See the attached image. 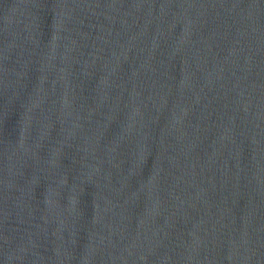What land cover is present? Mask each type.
I'll return each mask as SVG.
<instances>
[{
    "label": "water",
    "instance_id": "95a60500",
    "mask_svg": "<svg viewBox=\"0 0 264 264\" xmlns=\"http://www.w3.org/2000/svg\"><path fill=\"white\" fill-rule=\"evenodd\" d=\"M0 264H264V0H0Z\"/></svg>",
    "mask_w": 264,
    "mask_h": 264
}]
</instances>
